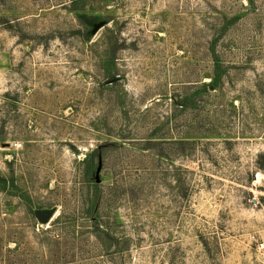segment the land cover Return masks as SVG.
Listing matches in <instances>:
<instances>
[{"label":"rangeland","instance_id":"374dc122","mask_svg":"<svg viewBox=\"0 0 264 264\" xmlns=\"http://www.w3.org/2000/svg\"><path fill=\"white\" fill-rule=\"evenodd\" d=\"M0 264H264V0H0Z\"/></svg>","mask_w":264,"mask_h":264},{"label":"water","instance_id":"95a60500","mask_svg":"<svg viewBox=\"0 0 264 264\" xmlns=\"http://www.w3.org/2000/svg\"><path fill=\"white\" fill-rule=\"evenodd\" d=\"M103 24H104V22H101L100 25H98L95 29H98Z\"/></svg>","mask_w":264,"mask_h":264},{"label":"trees","instance_id":"16d2710c","mask_svg":"<svg viewBox=\"0 0 264 264\" xmlns=\"http://www.w3.org/2000/svg\"><path fill=\"white\" fill-rule=\"evenodd\" d=\"M114 81V80H113Z\"/></svg>","mask_w":264,"mask_h":264}]
</instances>
